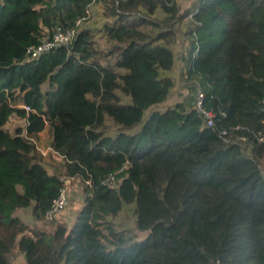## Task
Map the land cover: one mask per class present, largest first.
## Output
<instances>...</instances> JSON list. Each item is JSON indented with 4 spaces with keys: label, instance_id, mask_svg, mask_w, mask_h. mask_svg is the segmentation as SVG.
Here are the masks:
<instances>
[{
    "label": "trees",
    "instance_id": "16d2710c",
    "mask_svg": "<svg viewBox=\"0 0 264 264\" xmlns=\"http://www.w3.org/2000/svg\"><path fill=\"white\" fill-rule=\"evenodd\" d=\"M57 28H74L69 45L30 58ZM175 53L190 107L141 124L171 95ZM74 176L81 206L69 226L20 238L26 264H264V0H0V264L24 225L14 213L42 220ZM133 200L139 241L110 220Z\"/></svg>",
    "mask_w": 264,
    "mask_h": 264
},
{
    "label": "rangeland",
    "instance_id": "374dc122",
    "mask_svg": "<svg viewBox=\"0 0 264 264\" xmlns=\"http://www.w3.org/2000/svg\"><path fill=\"white\" fill-rule=\"evenodd\" d=\"M197 0H179V5L182 10L186 7H193ZM92 16L91 22L94 24L99 22L102 19L100 14V5L94 4L91 6ZM186 29V26H185ZM187 42H185L186 48ZM178 50L181 49L180 44L176 46ZM174 68L170 71H163L161 76H169L173 79V86L171 89V95L167 98V100L157 107L153 106L146 110L143 114V119L141 124L145 121V119L149 116V114L155 110H165L168 106L172 105L174 101H183L186 108L188 109L190 106L188 104V93H189V83L187 81H183V71H184V61L178 59L176 53L174 55ZM176 66V72H174ZM178 76V77H177ZM176 92V98L172 99L173 93ZM22 120L11 119L8 123V128L10 130L14 129V127L21 125ZM50 138L47 130L40 132L37 139L36 145L39 151L43 154V156L48 160L49 151H50ZM63 188L66 193L67 204L58 214L56 218H53L52 221H43L40 220L38 222H31L29 220V213L27 210H22L20 212L19 217L23 221L24 225L18 232L17 237L15 238L11 250L8 255L9 264H26L24 259V253L19 248V240L22 236L29 237L34 241L38 240V238L44 237L43 235L50 234L55 227L61 222V220L65 221V223L69 226L72 222L75 212L81 206L83 200V192L82 187L83 183L80 177H64L63 178ZM136 200L123 203L121 209L114 215L110 216V220L114 224V228L118 231L124 230L126 232H130L134 235L135 240L143 239L148 233L147 230H139L137 228V213H136ZM45 238V237H44Z\"/></svg>",
    "mask_w": 264,
    "mask_h": 264
},
{
    "label": "built area",
    "instance_id": "2783aa9c",
    "mask_svg": "<svg viewBox=\"0 0 264 264\" xmlns=\"http://www.w3.org/2000/svg\"><path fill=\"white\" fill-rule=\"evenodd\" d=\"M94 1V0H93ZM89 15V10H85V15L79 18L75 25L78 26L85 22ZM75 30L74 28L67 29L65 31L57 28L52 35H47L40 39V41L33 46H30L27 49V54L30 58L37 59L43 53H46L49 49L54 46L64 45L68 46L72 38L74 37ZM205 95L200 85H197L194 91L193 107L197 113L201 115L204 120V123L208 127H214V114L211 109L205 107ZM221 135H225L226 131H220ZM240 138V137H238ZM64 183V181H63ZM64 187V186H63ZM67 204V198L64 188L60 189L59 195L52 201L51 206L48 210L45 211L42 220L43 221H52L54 216L59 213Z\"/></svg>",
    "mask_w": 264,
    "mask_h": 264
},
{
    "label": "crops",
    "instance_id": "0c3cea01",
    "mask_svg": "<svg viewBox=\"0 0 264 264\" xmlns=\"http://www.w3.org/2000/svg\"><path fill=\"white\" fill-rule=\"evenodd\" d=\"M22 210H27V213H29V220H31V222H38V221H40V220H34L33 218H32V216H31V210H30V208L28 207V208H25V209H20V210H17L15 213H14V215H20V212L22 211Z\"/></svg>",
    "mask_w": 264,
    "mask_h": 264
}]
</instances>
